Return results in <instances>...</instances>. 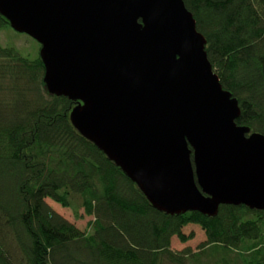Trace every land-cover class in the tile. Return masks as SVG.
I'll list each match as a JSON object with an SVG mask.
<instances>
[{
  "label": "water",
  "instance_id": "1",
  "mask_svg": "<svg viewBox=\"0 0 264 264\" xmlns=\"http://www.w3.org/2000/svg\"><path fill=\"white\" fill-rule=\"evenodd\" d=\"M41 44L51 95L78 104L75 129L156 209L264 210V135L238 125L184 0H0Z\"/></svg>",
  "mask_w": 264,
  "mask_h": 264
},
{
  "label": "trees",
  "instance_id": "2",
  "mask_svg": "<svg viewBox=\"0 0 264 264\" xmlns=\"http://www.w3.org/2000/svg\"><path fill=\"white\" fill-rule=\"evenodd\" d=\"M238 125L264 135V0H184ZM10 26L0 15V31ZM45 65L0 42V264H264V210L221 205L216 216L168 214L73 126L78 104L51 95ZM92 216L79 229L46 201ZM206 241L172 249V238ZM207 260V262H206Z\"/></svg>",
  "mask_w": 264,
  "mask_h": 264
},
{
  "label": "rangeland",
  "instance_id": "3",
  "mask_svg": "<svg viewBox=\"0 0 264 264\" xmlns=\"http://www.w3.org/2000/svg\"><path fill=\"white\" fill-rule=\"evenodd\" d=\"M0 42L4 46H11L18 49L23 55L35 59L40 56L41 44L34 38L25 33H20L14 30L11 26L5 27L0 31ZM47 203L61 214L64 218L75 224L81 230H87L90 222L93 220L92 216H86L84 209H79V214L83 215L82 218H77L75 210L72 208H65L61 204L53 201L50 198L46 199ZM183 232L190 234L194 232L193 239L183 243L177 236L172 238V249L181 251L190 248L192 251H197L198 247L206 241L205 231L196 224H189L183 228ZM207 262V260H206Z\"/></svg>",
  "mask_w": 264,
  "mask_h": 264
}]
</instances>
